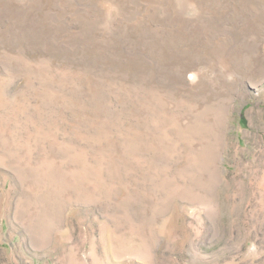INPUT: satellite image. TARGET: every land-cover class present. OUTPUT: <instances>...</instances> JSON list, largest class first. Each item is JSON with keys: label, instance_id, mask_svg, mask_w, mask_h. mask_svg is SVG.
<instances>
[{"label": "rangeland", "instance_id": "rangeland-1", "mask_svg": "<svg viewBox=\"0 0 264 264\" xmlns=\"http://www.w3.org/2000/svg\"><path fill=\"white\" fill-rule=\"evenodd\" d=\"M0 264H264V0H0Z\"/></svg>", "mask_w": 264, "mask_h": 264}]
</instances>
